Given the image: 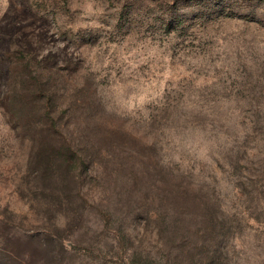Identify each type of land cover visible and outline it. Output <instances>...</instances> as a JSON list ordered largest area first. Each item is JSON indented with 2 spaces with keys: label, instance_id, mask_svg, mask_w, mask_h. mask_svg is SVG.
<instances>
[{
  "label": "rangeland",
  "instance_id": "1",
  "mask_svg": "<svg viewBox=\"0 0 264 264\" xmlns=\"http://www.w3.org/2000/svg\"><path fill=\"white\" fill-rule=\"evenodd\" d=\"M30 67L57 78L62 108L76 101L67 133L86 162L69 207L36 175L54 148L7 109ZM99 127L122 139L103 143V162L123 163L112 182L95 176ZM168 190L188 204L165 205ZM7 255L264 264V0H0V264Z\"/></svg>",
  "mask_w": 264,
  "mask_h": 264
},
{
  "label": "trees",
  "instance_id": "2",
  "mask_svg": "<svg viewBox=\"0 0 264 264\" xmlns=\"http://www.w3.org/2000/svg\"><path fill=\"white\" fill-rule=\"evenodd\" d=\"M19 67L20 70L26 68L23 64ZM29 71L31 73L34 71V73H22L19 76L20 86L13 95L9 96L7 109L22 127L32 129L33 136L31 139L38 141L40 144H46L47 149L54 148L51 152L44 151L45 157L40 151L38 152L36 158L39 159L40 168L36 170L38 171L36 175L40 176L42 174L52 185L53 192L51 193L60 192L63 195H61L63 202L69 207L75 202L76 194L80 192L78 186L80 185L81 174L76 170L83 167L86 162V159L82 156L81 148H79L80 145L76 144L75 139L77 138L74 139L67 133L71 125H76L74 115L76 101L62 108L63 101L61 99L65 98L66 100V93L58 94L56 92L55 80L57 78L52 76L46 82H43L41 74H37V70L30 67ZM56 74L53 73L54 76ZM75 86L73 85L71 90ZM78 135V140H82L81 130H78ZM91 141L92 143L99 142L102 145L99 150L102 159L97 160L100 165L96 169L98 174L95 176L99 179L110 177L111 182L114 179H119L123 174V163L118 160H110L111 167L109 168L108 163L103 162V158L108 155V148L103 143L107 146L117 145L119 147L118 145L122 141L119 133L109 128L99 127L92 131ZM161 199L169 207H180V204L187 205L189 201L185 194L180 195L173 192V190L164 191ZM7 256V258L12 259L8 264H13V255Z\"/></svg>",
  "mask_w": 264,
  "mask_h": 264
}]
</instances>
